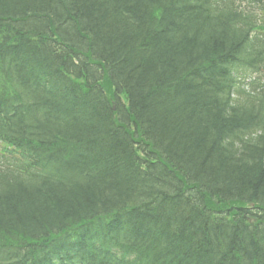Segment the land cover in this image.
Returning a JSON list of instances; mask_svg holds the SVG:
<instances>
[{"label":"trees","instance_id":"1","mask_svg":"<svg viewBox=\"0 0 264 264\" xmlns=\"http://www.w3.org/2000/svg\"><path fill=\"white\" fill-rule=\"evenodd\" d=\"M0 143V264H264V0H0Z\"/></svg>","mask_w":264,"mask_h":264}]
</instances>
